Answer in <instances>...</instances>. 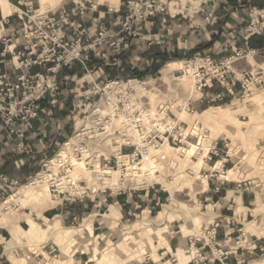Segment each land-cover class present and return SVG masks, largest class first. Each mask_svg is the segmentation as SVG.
<instances>
[{"label": "built area", "instance_id": "2783aa9c", "mask_svg": "<svg viewBox=\"0 0 264 264\" xmlns=\"http://www.w3.org/2000/svg\"><path fill=\"white\" fill-rule=\"evenodd\" d=\"M73 3L75 7L72 10L61 6L43 10L41 5L36 8L33 3L24 4L23 0H18L13 6L22 22L23 44L20 48L15 47L8 34H4L2 39L3 54L4 57L10 56L11 69L0 71V140L5 135L16 156L33 155L27 137L34 128V122L42 117H54L65 93L73 97L68 118L75 120V124L71 136L59 145L52 157L41 163L40 171L24 184L0 175L2 199L7 193H10L9 199L15 198L19 190L35 187L40 182L48 184L51 195L62 199V202L83 201L100 194L106 196L104 201L107 202L108 197L162 187L157 182L146 186L143 172L134 181L127 174L132 165L140 167L166 142L172 146L184 145V132L188 125L179 121L176 115L175 110L183 111L181 106H176L179 99H166L159 105L154 104V90H148L150 80L121 75L110 78L106 72L109 68H123L122 56L131 48L138 26L151 18L162 16L166 21L167 17H182L195 24L201 18L195 25L198 29L216 24L221 13L217 9L207 11L202 0H126L124 15L118 20L116 29L100 23L91 33L84 24L88 11L95 10V7L91 6L89 10L85 3L77 0ZM76 16L79 19H75ZM230 35L231 40L223 47L224 53L232 52L229 57L219 61L216 56L197 54L184 60L185 70L173 72L174 77L178 72L184 71L185 75L188 72L194 81L193 90L198 98L193 95L185 97L184 109L190 115L199 113L198 105L233 104L235 100L249 99L255 90L264 88V67L237 72L233 68L240 59L264 56V49L249 48L253 37L264 36V7L248 6L241 27ZM240 41L244 42L245 49L239 48ZM36 67L42 70L33 72ZM74 67L82 73V85L77 91L67 89L66 83H73V79L62 77L65 70ZM150 78L158 82V77ZM44 102L48 105L44 106ZM170 119L176 125L172 130H163ZM58 131H61L60 124ZM204 133L208 135L209 131ZM186 139L199 145V139L193 135ZM118 145L120 148L115 151L113 146ZM64 146H69L65 156L61 152ZM230 152V145L225 143L220 147L217 139L205 161L209 163L214 158H221L225 169L229 160L224 159V154L230 158ZM80 165L95 174L103 185L104 177L112 178V172L121 171L120 187L106 186L94 192L84 180H72L70 174ZM188 172L190 176L195 175L194 170ZM226 173L213 168L210 178ZM15 203L12 200L4 210H15ZM218 227L214 224L202 234L189 237L188 244L195 249L191 262H205L204 252L209 248L216 260L223 263L226 253L218 252L221 248L216 241ZM240 250L254 255L258 249L244 238L236 243L233 254L237 255ZM56 251L50 247L47 253L56 258ZM260 251L264 259V247ZM246 263L247 256L240 255L237 264Z\"/></svg>", "mask_w": 264, "mask_h": 264}, {"label": "crops", "instance_id": "0c3cea01", "mask_svg": "<svg viewBox=\"0 0 264 264\" xmlns=\"http://www.w3.org/2000/svg\"><path fill=\"white\" fill-rule=\"evenodd\" d=\"M9 1L13 6L18 3V0ZM77 1L85 3L89 10L91 6L95 7V10L88 11L86 16L87 19L84 24L91 33L97 30V26L100 23H104L108 27L116 29L118 20L124 15V3L126 0ZM202 1L207 11L217 9L221 13V18L216 24L207 27L200 26L197 29L195 25L200 22L201 18H198L196 24L182 17H167L166 21H164L162 16L151 18L138 26L131 48L125 51L122 56L123 68H109L107 69L106 76L110 78L117 75L138 76L141 78L158 77V74L162 73V69L171 60L184 61L193 58L197 54L216 56L217 60L221 61L232 54V52L224 53L223 47L231 40L230 33L234 29L241 27V22L246 18L248 6L264 7V0ZM23 2L24 4L33 3L36 7L41 5L40 0H23ZM58 6L65 7L69 10L75 7L73 0H60L55 7ZM22 9H25V6H22ZM110 10L117 11L118 13L110 12ZM75 19H79V16H76ZM4 34H8L12 38L15 47L20 48L22 46V22L17 18L15 13L10 17H4L0 6V71L2 72L10 71L11 69L9 61L10 56L4 57L3 54L4 45L2 39ZM238 46L240 49H245V44L242 41H240ZM249 48L264 49V36L253 37L250 41ZM241 67V63L236 64L237 70ZM41 70L42 68L36 67L33 69V72ZM81 76L82 73L78 67L67 69L62 73L64 79H73V83L68 82L66 85L67 89L73 88L75 91L79 90L82 85ZM61 100L62 103L56 108L54 117H42L34 122V128L27 137V142L34 151L33 155L16 156L12 145L7 142L6 136L4 135L1 137L0 175H6L10 179L17 180L20 183L26 182L37 173L38 169L41 167V163L51 157L59 145L72 134L75 120H70L68 114L73 104V97L65 93ZM43 105L47 106L48 104L44 102ZM59 124L61 126V131H58ZM221 177L222 176L215 177V179L211 178L207 186L201 192L203 201L208 203V206H212V211L214 212L213 219L207 223L203 231L211 229L214 224L219 225L216 241L221 248L218 249V252L226 253V257L223 263H221L216 260L210 249L206 248L204 252L206 255L205 262H191L193 257L192 259L188 257L189 261L187 264H237L240 255L247 256L246 264H258L257 258H261L260 250L264 247V196L258 194V186L253 182L247 180L230 181L228 179L224 180ZM1 182L0 179V184ZM133 198V195L128 196L126 200L122 199V202L130 203ZM102 201H98V203L95 200L91 201L90 206L94 212L90 214V218L85 219L89 221V227L88 224L86 225L87 228L84 227V220L80 228H74L80 229V236L88 238V240L91 241V243L87 245L84 243L83 246L94 248L95 251H99L95 245V241L105 240L106 234H111V232H113V227L118 225L121 219H124L127 215H131V210L128 212L118 210L116 205H118L119 202L110 204L108 212L118 216L116 224H113L108 217L110 214H101V206L104 204L103 202H105ZM60 206H62L60 210L57 207L56 209L58 211L54 214L57 217H68L70 209L74 210L76 207L82 209H87L89 207L85 200L75 203L62 202ZM63 206L68 210L65 211ZM129 207L130 209L131 207L134 208L132 205ZM64 213H66V215H64ZM93 216L96 217L92 220ZM43 217L45 218L46 216L43 215ZM29 218L33 220L31 217ZM80 218V215L73 214L72 224H75ZM112 219L115 221L117 218ZM28 220L29 219L26 218L22 222L29 226ZM13 225L24 229L21 225ZM9 237H11V240ZM175 238V233L171 231L168 245L172 251L169 252V250L165 248L164 254L169 255L176 249V251L179 252L180 245L183 242H186L187 246L189 245V240L187 239H180L176 245H173L171 240ZM244 238L247 239V242L251 246L257 247L258 250L254 255H249L247 251L243 250H240L237 255L233 254V251L236 249V243L239 240L243 241ZM19 246L20 245L13 240L10 225H0V264H18L17 260L19 258L15 256V251L18 250ZM80 249L73 250L72 252L70 251L67 264L73 263V257ZM82 256H84V253H82ZM12 259L15 260V263ZM89 262L90 260L81 258L78 261L76 260L75 264H89ZM154 262L156 264V262L159 261Z\"/></svg>", "mask_w": 264, "mask_h": 264}, {"label": "rangeland", "instance_id": "374dc122", "mask_svg": "<svg viewBox=\"0 0 264 264\" xmlns=\"http://www.w3.org/2000/svg\"><path fill=\"white\" fill-rule=\"evenodd\" d=\"M56 5L57 4H54L50 6L49 8H54L53 6H56ZM229 56L230 55H228V57ZM171 61H182V60H171ZM237 63L242 64V67L239 68V70H251L259 66L264 67L263 66L264 56H259L257 58L250 57L248 59L238 60L237 62L233 64V68L234 70H236V72L239 71L236 69ZM184 75H185L184 71H181L175 75L176 78L173 76L172 79H167L162 73H159L158 82L154 81L155 79L151 80V78H146L151 81L150 88L148 90H154L152 92V94H154L153 96L154 104L158 103L159 105V103L163 100H166V99L176 100V98L179 99V100H176L177 102L182 101L184 103L186 101L185 97H188L191 95V92L193 91V84H194V81L192 80V78L187 79V81L185 82L187 83L186 85L185 83L183 84L179 80V78H182ZM262 93L264 94V88L255 90L254 94L249 99L240 100V101L235 100L233 104L225 103V104L216 106V107H226L228 110H231V109L235 110L241 107L242 110H240V112L238 113L239 115L237 117L240 121H243L247 124L244 125L243 127L241 126L242 129L240 128L241 133L239 134H235L237 129L234 127H231L232 128L230 129L231 133H227L225 131L221 133L220 135L218 134L217 137H215L214 141L218 139L220 143V147H223L225 143L230 145V149H231V152L229 154L230 158H226V155L224 154V159L229 160L225 165V169H223L224 161L221 158H214V161L209 162V163L206 162L204 159V165L199 169L193 167V165L189 163L188 165H185V167L184 165L179 164V165H175L174 168H170L169 169L170 171L169 170H166V172L164 171L162 174V177H164L165 179L168 177L167 178L168 182H172L174 179L178 181L176 183V186H178L176 188L177 191L175 192L173 197H171L170 192L166 191L163 186L162 187L158 186V187H155L154 189H150L144 192L127 193L122 196L108 197L107 202H103L106 196L102 194L91 195V197H88L85 199L89 207L87 209H82L79 207H76V209L74 210L70 209L69 211L70 214L68 215L69 217L68 218V217H57L56 215H54L55 212L57 213L58 211L56 208L58 207L60 210V208L62 207L60 206L62 204V199L60 203H58V205L56 204L55 206H49L50 200L47 201L43 206L44 207V211H43V209L41 210L40 208L41 205L36 206L32 204H29V205L27 204V206L25 207L22 206L23 204L19 200L17 195L15 198H10L11 199L10 200L9 199L10 193H7L5 196V199L0 198V207H2L0 209V225H4V226L10 225L13 240L15 243L20 245L18 250L15 251V256H18V258H22V257L25 258L29 264L30 263L31 264H46V262L51 261V260L53 261L60 260L61 257L63 256L64 249H68V252L70 254V251L72 252L73 250L80 249L83 247L73 257L74 261L72 264H75V261L76 260L78 261L81 258L90 260L89 264H98V261L103 256V253H107L110 250L111 252L113 251L114 254H117L118 256H120L121 258L120 260H122L120 264H155L154 261L156 260H154V254H155L154 252H156L157 255L160 257L159 262H156V264H183L182 261H184V259H186V262H188L189 261L188 257L189 259H192V257H194L195 249H192L189 245L187 246L186 242L181 243L182 246L180 245V248H179V250L184 251L183 253L185 257H178V258H177V254L182 251L178 252L176 251L177 250L176 249L173 251V253L166 255L164 254L166 247H164V245H162L161 242H162V239H164L167 241V243H169L168 241L170 238L171 231L174 232L176 235V238L174 240H171L173 245H176L180 239L188 240L189 236L196 235L197 233L202 234L207 223L211 221L214 217L212 206H208V203H205L201 196V192L205 188L203 184L201 185L202 181L197 180L196 179L197 177L195 175L190 176L188 172L189 170H194V173H197L198 175L206 176L207 183H208V181L211 179L210 175L213 171V168L216 169L215 161L219 160L222 162V170L221 171L219 170L221 173L223 170L225 172H228L229 170H233V174L230 176L227 175V173L226 175L220 174L221 176H223L221 177L222 179L224 180L228 179L230 181L231 180H247V181L253 182L255 185L257 184L258 186L257 188L258 194L260 196H264V129L262 130L260 129V125L264 124V108L259 111L255 110L254 105L252 104V101H251L252 98H254L256 95L262 94ZM194 97H196L195 99H197L198 98L197 94ZM211 107L212 106H209V105H202V106L198 105V111L199 113H202L203 111ZM175 112L179 118L180 117L179 113H181L182 111L175 110ZM193 118H194V115L192 114L190 115V113L188 112V115H186V117L181 120L179 118V121L185 122L188 125L187 128H190V126L194 122ZM76 121L79 122V119H77ZM249 125L251 126L249 127ZM206 130H208V128ZM208 131H209L208 135H211L212 133L211 130H208ZM246 137H250L252 139L253 147L248 146ZM256 145H258V147ZM180 146H173V147L178 148ZM193 160H195V158H193ZM40 168L38 169L37 172L40 171ZM213 175H215V173ZM217 175L219 176V174ZM212 179H215V178H212ZM131 181H134V180H131ZM184 182L187 184H185ZM24 183L25 182L21 184H24ZM117 184H119L118 185V188H119L120 187L119 181H117ZM149 184H147V186ZM191 186H193V189L191 188ZM99 188H102V186ZM132 195L134 196V198L133 200L131 199L130 203L122 202V199L126 200L128 196H132ZM4 200L6 201L4 202ZM12 200L16 202L15 204L17 205V208L15 210H11L8 212L5 211L4 208L8 207L11 204ZM92 200L97 201V203L98 201L100 202L103 200L102 202L105 205L103 204L101 206L102 215L110 214L108 212L109 205L115 204V202H119L118 205H116L119 211L128 212L129 210H131V215H127L125 216L124 219H121L120 222H118V225L113 227L112 229L113 232H111V234L110 233L106 234L105 240L95 241V245L99 251H95L94 248H91V247L87 248L83 246L84 243L85 245H87L91 243V241L88 240V238H83L82 236H80L79 234L81 231L80 229H76L79 231L77 233L76 239H74L73 241H67L65 238H61V236L57 234L55 235L53 234L51 238H48L46 236L41 241L40 240L29 241L27 238L25 237L23 238L21 236L20 230L29 229L30 221H33V220L38 225L43 226V227H46L48 225L47 220H55L56 224L61 228H65V227L73 228V229L80 228L84 220L87 218H90L91 217L90 214L94 212L92 210V207L90 206ZM130 205L134 206V208L131 207L130 209L129 207ZM64 208H65L64 209L65 211L68 210L66 209V207ZM167 208L170 209V211H168ZM186 211L191 215V217H189V214ZM170 213H172L171 217H173V223L169 224L168 227L166 226L161 227V228H164V230L161 232L160 238L153 240V246L155 247V249L153 250L147 249L145 247L149 239L153 238V235L150 232H148L147 228L142 229L139 232L141 233V235L135 236V234L137 233H132V235L128 233L127 227L132 226L135 223L142 221L145 217L151 220H156L157 218L164 216L165 219H169ZM73 214L81 216L79 221H76L75 224H72ZM43 215H45L46 217L44 218ZM64 215H66V213H64ZM29 217L33 218V220H31ZM95 217L96 216H93L92 220ZM108 217L113 224H116L118 220V216L116 214L112 213L108 215ZM26 218L29 219L28 220L29 226L22 222ZM112 218H115V219L117 218V219L114 221ZM88 223L89 221L85 220L84 227L87 228L86 225ZM13 224L21 225L23 226L24 229L20 227H16ZM88 227H89V224H88ZM172 227H173V230H172ZM146 235H148L149 239L146 237ZM132 236H135L137 240L135 241L132 238ZM9 239L11 240V237H9ZM121 243H125L126 246H128L127 248L128 253H126L127 251L124 252V250L122 251L121 249L117 248V246ZM44 247H47V248H44ZM50 247L57 249L56 258L54 257V255H48L47 252L49 251ZM142 247H145V250H142ZM168 250L169 252L172 251L171 248H169ZM82 253H84V256H82ZM12 261L15 263V260L12 259ZM263 262H264L263 258H257L258 264H263ZM110 264H114V261H111Z\"/></svg>", "mask_w": 264, "mask_h": 264}, {"label": "bare ground", "instance_id": "6f19581e", "mask_svg": "<svg viewBox=\"0 0 264 264\" xmlns=\"http://www.w3.org/2000/svg\"><path fill=\"white\" fill-rule=\"evenodd\" d=\"M60 0H40V4L43 10L48 9L50 6L54 4H58ZM0 6L2 9V13L4 17H10L14 13V7L12 3L9 0H0ZM55 7V6H53ZM186 62L185 61H171L164 67L162 70V74L167 79L173 78V72L184 70ZM264 66V65H263ZM190 79V76L188 72H186V75H184L182 78H179V80L184 84L187 79ZM187 83H185L186 85ZM184 85V86H185ZM186 88V87H185ZM195 96L196 93L193 90L191 92V96ZM252 104L254 105L255 110L259 111L264 108V94H258L254 98H252ZM186 102V101H185ZM184 102V103H185ZM182 101H178L176 106H181L183 108V111L179 113L180 120L185 118L186 115H188V112L184 109L185 104ZM246 104V103H245ZM245 106V105H244ZM235 108V107H234ZM247 108V106H246ZM253 108V109H254ZM242 110L241 107L239 109H231L228 110L226 107H211L202 113H196L193 118V124L185 130L183 140L184 145L175 148L168 144L167 142L160 146L157 151L153 153L152 157L147 158L144 160L143 164L140 167H136L132 165L131 170L129 174H127V177H130L131 180H135V178L140 177V173L143 172L142 176L145 177L146 183L149 184L151 182H157L161 184L166 191L170 192L171 197L175 194L177 191L176 183L178 182L176 179H174L172 182H168L167 178L165 179L162 177L163 172L166 170H169L170 168H174L175 165L182 164L188 165L191 163L193 167L199 169L204 165V159L208 157V154L210 150L212 149L213 142L215 140V137L217 135L227 132L231 133L232 129L231 127H234L237 129L235 134L241 133V126L243 127L247 123L240 121L238 119V113ZM245 111V110H244ZM248 111V109H247ZM262 112V111H261ZM241 114V113H240ZM249 122V121H248ZM253 124V123H252ZM176 125V122L169 120V123L166 127H164L163 130H172L174 126ZM251 125H249L250 127ZM208 128V130H211V135H206L204 131ZM241 128V129H240ZM260 129H264V124L260 125ZM188 135H193L199 139V145L196 143L189 142L186 138ZM248 146L253 147V142L250 137H246ZM120 144L122 142L120 141ZM258 147V145H256ZM255 147V146H254ZM69 146H64L61 149L62 155L65 156L68 153ZM115 151H118L120 148V145L113 146ZM202 150L203 152H200ZM253 150V149H252ZM257 150V149H256ZM260 150V149H259ZM260 154V153H259ZM193 158H196V160H193ZM261 158V157H260ZM183 167V166H182ZM263 167V166H262ZM156 168L158 169V175L156 173ZM217 170H222V162L219 161L216 164L215 167ZM203 169V168H202ZM57 171V170H56ZM97 171H99L97 166ZM170 171V170H169ZM223 172V171H222ZM121 171H114L111 173L112 178L110 177H104L102 180H104V184L99 182V178L95 176V174L91 173L88 169H84L81 165L76 168L75 171H73L72 174H70V178L72 180H84L87 183V187L91 188L94 192L102 186V188H105L106 186H110L113 189H117L118 185L117 181H119V175ZM178 173V172H177ZM233 170H229L227 172V175H232ZM195 176L197 177V180L202 181L201 185L203 184L204 187L207 186V177L201 176L195 173ZM188 182V181H187ZM185 183V182H184ZM194 183V182H193ZM181 184V183H179ZM187 184V183H185ZM184 184V185H185ZM182 185V186H184ZM190 185V184H188ZM147 186V185H146ZM181 186V185H180ZM179 186V187H180ZM193 189V186H191ZM19 200L22 202V206H27V204L32 205H41V210L44 211V204L50 200L49 206H55L56 204L60 203L61 199L54 198L51 195V192L49 191V186L45 182H40L35 187H30L28 189H21L19 190L17 194ZM11 200V199H10ZM2 207H0L1 209ZM48 210V209H47ZM168 211L170 209L167 208ZM175 210V209H174ZM173 211V210H172ZM174 212V211H173ZM187 212V211H186ZM175 213V212H174ZM188 213V212H187ZM176 214V213H175ZM182 214V213H181ZM185 214V213H184ZM189 214V213H188ZM169 219H165L163 217H159L156 220H151L145 217L142 221L135 223L132 226L127 227L128 233L132 235V233H137V235H141L139 233L142 229L147 228L148 232H150L153 235V238H148V235L146 237L149 239L147 242V245L145 246L147 249H155L153 246V240L158 239L161 237V232L164 230V228H161L163 226L168 227L169 224L173 223V217H171L172 213L169 214ZM183 216V215H182ZM188 216V215H186ZM189 217L191 215L189 214ZM48 225L46 227L38 225L35 221H30L29 229L27 230H20L21 236L24 238H27L29 241L31 240H42L44 237L51 238L52 235L57 234L61 236V238H65L67 241H73L77 237V233L79 230L73 229V228H61L59 227L55 220H47ZM151 223V225H150ZM146 226V227H145ZM18 233V232H17ZM146 234V233H145ZM17 235V234H16ZM135 236H132V238L136 241L137 239ZM150 237V236H149ZM87 240V239H86ZM133 240V241H134ZM162 245L166 248H170L167 241L162 239ZM145 247H142V250H145ZM117 248L127 251L128 253V246H126L125 243H121L117 246ZM113 249V248H112ZM130 249V248H129ZM116 250V249H114ZM182 251V250H180ZM154 260L159 261V256L156 252H154ZM142 254V253H141ZM68 249H64L63 256L60 260L57 261H48L46 264H67V259L69 257ZM178 257H185L183 251L179 252L177 254ZM187 258V257H186ZM120 256L117 254H114L111 250L107 253H103V256L98 261V264H110L111 261H114V264H120L122 260H120ZM18 264H29L28 261L25 258H19L17 260ZM183 264H187L186 259L182 261ZM31 264V263H30ZM264 264V262H263Z\"/></svg>", "mask_w": 264, "mask_h": 264}]
</instances>
